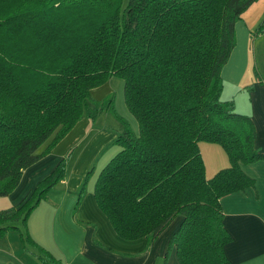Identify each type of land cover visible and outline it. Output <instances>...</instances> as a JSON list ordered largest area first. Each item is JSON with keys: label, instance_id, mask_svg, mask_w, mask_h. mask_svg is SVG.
I'll return each instance as SVG.
<instances>
[{"label": "trees", "instance_id": "obj_1", "mask_svg": "<svg viewBox=\"0 0 264 264\" xmlns=\"http://www.w3.org/2000/svg\"><path fill=\"white\" fill-rule=\"evenodd\" d=\"M254 1L0 0V196L82 117L108 110L122 118L114 94L91 95L120 77L139 131L122 118L118 150L94 182L99 208L120 237H146L147 246L181 215L169 239L180 264H232L220 199L254 184L241 163L264 151L250 115L222 97V69ZM263 32L264 18L252 35ZM200 141L219 143L229 157L209 178ZM70 153L22 202L0 209V235L19 230L44 264L65 263L33 239L28 218L65 177Z\"/></svg>", "mask_w": 264, "mask_h": 264}, {"label": "crops", "instance_id": "obj_2", "mask_svg": "<svg viewBox=\"0 0 264 264\" xmlns=\"http://www.w3.org/2000/svg\"><path fill=\"white\" fill-rule=\"evenodd\" d=\"M263 18L264 0L254 1L241 14L236 23V44L223 66L222 75L236 87L240 95V100L235 101L236 109L250 115L256 128L255 146L264 151V42L258 46L253 44L258 36H264V32L252 35ZM109 79L122 88L124 109L119 115L129 121L138 133V121L125 102L124 80L116 77ZM99 86L91 90L95 99L101 97ZM118 121L120 126L114 124L108 128L98 118L93 122L87 116L82 117L49 154L24 169L13 191L0 196V209L22 202L37 183L56 167L65 151L75 145L73 155L77 156H74V161L81 159V166L77 171L74 164L69 165V174L52 186L47 197L31 212L28 229L33 239L65 264H180L176 247H169V239L179 227L182 216L169 234L166 231L179 215L147 246L146 237H120L95 200L93 188L96 177L118 150L114 143L110 148L113 139L124 127L122 118ZM219 145L210 141L199 143L208 178L229 164L227 152L225 154ZM95 161L100 164L94 174L92 191L84 194L75 210L83 182L81 176L91 165L94 167ZM241 166L255 182L220 199L223 222L232 235V239L225 244V252L232 264H264V159L241 163ZM0 264L44 263L24 247L20 231L11 229L0 235Z\"/></svg>", "mask_w": 264, "mask_h": 264}, {"label": "rangeland", "instance_id": "obj_3", "mask_svg": "<svg viewBox=\"0 0 264 264\" xmlns=\"http://www.w3.org/2000/svg\"><path fill=\"white\" fill-rule=\"evenodd\" d=\"M263 42H264V36L260 35L256 39H254L253 44L256 43L258 46L259 44H261ZM112 77H116V76H112ZM116 78L121 79L120 77H116ZM222 78H223V90H222V94H221L222 97L224 99H233L234 102L236 101V99L240 100V95L238 94L236 87L233 85L232 81L229 80L227 77H224L223 75H222ZM120 87H121L120 85H114V83L112 81L110 82V79H108L105 83L101 84L98 88L99 89L98 94L101 95V97H99L100 99H102L105 95H108V93L114 94V105H115V109L118 112V114H120L121 110L124 109L123 92H122V88H120ZM94 94L96 95V92H94ZM97 118L100 121L101 120L104 121V123L106 124V126L108 128L113 126L114 124L116 125V127L120 126L119 121H118L119 118L112 111L102 112ZM97 118L95 120H91V121L95 122L97 120ZM112 144H113V142L111 143L110 148L113 147ZM74 150H75V145H72L71 147H69L65 151V153L61 157V159H62L63 157H65V155L68 152H71L69 158L67 159L66 175H67V173L69 174V165L71 166L74 164L77 171H78L79 167L81 166V159L80 160L78 159L77 162L74 161L75 157L77 156V155H73ZM222 151H224V153L226 154V152L223 148H222ZM49 153H47V154H49ZM94 163H95L94 167L91 165L89 167L88 171L81 176V178L83 179V182H84L88 172L91 170L87 179H86L85 193L90 191V190L92 191L94 174H95V171H97L99 168L100 163L98 164L97 161H95ZM76 174H77V172H76ZM83 182H82V184H83ZM180 217H181V215H179L178 218L175 219L174 223L168 228V230L166 231L167 234H169L170 230H172L177 225L178 220H180ZM168 256H169V253L167 254V258H168ZM167 258H166V260H168Z\"/></svg>", "mask_w": 264, "mask_h": 264}]
</instances>
